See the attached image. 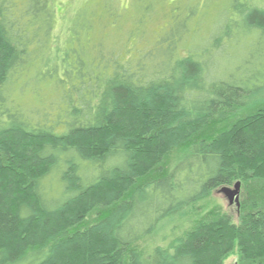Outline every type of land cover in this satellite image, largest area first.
<instances>
[{
	"label": "trees",
	"instance_id": "16d2710c",
	"mask_svg": "<svg viewBox=\"0 0 264 264\" xmlns=\"http://www.w3.org/2000/svg\"><path fill=\"white\" fill-rule=\"evenodd\" d=\"M235 181L238 222L190 213ZM231 256L264 264V0H0V264Z\"/></svg>",
	"mask_w": 264,
	"mask_h": 264
},
{
	"label": "rangeland",
	"instance_id": "374dc122",
	"mask_svg": "<svg viewBox=\"0 0 264 264\" xmlns=\"http://www.w3.org/2000/svg\"><path fill=\"white\" fill-rule=\"evenodd\" d=\"M77 0H65V3L67 7L69 5H74ZM65 8L61 9L59 11V15L61 16L60 18V23L59 27L63 26V14L65 13ZM217 133L215 137H219L220 133L223 132L222 128L220 126H217ZM176 153V152H175ZM173 153L171 155V161L165 162L164 168L166 171L170 169L172 166L173 162L177 158L178 154ZM177 162V161H176ZM236 183V181L231 185L233 188V185ZM220 189V188H219ZM215 190L210 197L205 199L202 202H199L194 206V209L190 212L192 213L193 211L198 213L199 215H202L203 218L207 219V214L209 212H218V213H226L230 215L234 222H238L239 217H240V209L239 211L236 210L234 206H231L228 202V199L225 197L223 193H219L218 190ZM247 194L249 195V192L247 189L244 190L243 184H241V194H240V203L247 198ZM188 209H182L180 211H177L176 213L172 214L170 217L164 219L156 228L155 232L152 233L148 238L143 240L142 242L139 243V246H145V245H152V244H164L167 242V238L178 228H181L183 225H186V214ZM189 213V214H190ZM195 214V213H194ZM197 215V214H196ZM195 215V216H196ZM220 215V214H219ZM95 217H93L94 219ZM168 236V237H167ZM224 264H236V256H231L229 257Z\"/></svg>",
	"mask_w": 264,
	"mask_h": 264
},
{
	"label": "water",
	"instance_id": "95a60500",
	"mask_svg": "<svg viewBox=\"0 0 264 264\" xmlns=\"http://www.w3.org/2000/svg\"><path fill=\"white\" fill-rule=\"evenodd\" d=\"M219 193H223L228 199V202L231 206H234L237 211H239L240 203V194H241V182L237 181L233 188L231 186H223L218 190Z\"/></svg>",
	"mask_w": 264,
	"mask_h": 264
}]
</instances>
